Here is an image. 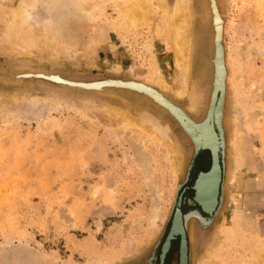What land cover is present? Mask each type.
Masks as SVG:
<instances>
[{"label": "rangeland", "instance_id": "374dc122", "mask_svg": "<svg viewBox=\"0 0 264 264\" xmlns=\"http://www.w3.org/2000/svg\"><path fill=\"white\" fill-rule=\"evenodd\" d=\"M17 1L0 0V264H148L169 228L178 182L186 188L189 264H264V0H215L228 69L226 162L224 199L208 221L190 212L196 206L189 201L193 178L207 168L209 154L199 152L189 171L190 145L164 112L121 89L83 90L18 76L118 77L161 89L154 82L157 72L166 80L179 78L155 36L164 27V11L153 1L147 21L132 28L119 13L130 0H38L34 17L40 21L30 22L36 46L28 50L7 33ZM185 1L201 18L200 0ZM205 30L190 88L213 51L212 27ZM206 81L201 78V88ZM190 88L182 99L170 89L164 93L198 121L201 113L188 107ZM104 104L126 112L146 131L122 130L102 111ZM167 139L180 144L182 172L171 165L162 143ZM178 244L175 237L166 264H176Z\"/></svg>", "mask_w": 264, "mask_h": 264}, {"label": "bare ground", "instance_id": "6f19581e", "mask_svg": "<svg viewBox=\"0 0 264 264\" xmlns=\"http://www.w3.org/2000/svg\"><path fill=\"white\" fill-rule=\"evenodd\" d=\"M153 1H155L157 5L164 11V15H163L164 27L162 29L161 28L155 29V34H156L155 36H157L164 43L167 51L166 57L172 62L174 67L177 69L179 78L176 80H166L162 74H159L157 72V75L154 78V82L161 89H157L147 83L134 80L133 82L128 81L127 84L125 83L124 86H126V88H124L123 90H127V92L129 93L130 91L131 92L135 91L134 93H136L138 89L144 91V93H146L144 94L145 95L144 101L149 105V108L151 107L153 108V110L157 108V110L164 112L169 117V119H172L175 122V124L179 125L182 128L184 133L182 131L181 132L184 134L185 139L190 145V150L187 155L188 157L186 159L187 160L186 167H188V164L190 162L189 160L194 157V150H196V147L197 148L199 147L198 148L199 150L204 149L208 152L209 154L208 166L206 169L205 168L201 169L196 173L194 177V179L196 178V182L195 184L193 183L194 189H192L193 193L190 199V201H192L196 206L190 212L196 214L194 212L197 210L199 211V213L205 214L206 215L204 216L205 218H208L215 211L219 202L220 183L222 180L221 151H222V145L225 144V139H226L225 131L220 130V121H219V114H220L219 95L223 85L225 90V83L227 80L226 70H228L225 69V64H224L225 62L224 47L222 46L223 53L221 51V55L220 57H218L219 59L216 61L219 67L216 78L215 97H214V93L212 96L213 85L211 84V79L213 75V68L211 62L205 63V65H202V68L197 70V74H196L197 78L196 81L191 85V88L190 85L188 84V81L190 80L191 71L193 69V62L195 61L194 59L195 52L197 50L198 45H200L199 40L201 41L202 38L206 36L204 32L207 31L205 30L206 26L208 27L210 25L212 27L213 35L211 38L213 41V46H215L214 40H216L215 39L216 34L214 32L218 30L217 26L219 27V19L214 9L215 0H200L199 5L202 16L201 18L198 19H196L195 16L196 9L190 5V2L188 4L185 0H175L171 6L167 5L166 0H130L129 1L130 4H128L127 6L125 5L120 6L119 13H121L120 15L122 16V19H120L121 23L123 22V25L132 26L133 28V26L136 23L147 21V18L152 13ZM37 4H38V0H18L17 4H15L11 8V12L9 16L10 20L7 27V33L9 34L8 36H10V38L17 40V43L20 45V47H24L25 49L27 48L28 50H31L33 49L34 46H36L34 31L31 28L30 22L31 20H34L36 22L40 21L38 18L34 17L35 16L34 11L37 8L36 7ZM96 7H97V3L96 2L92 3L91 8L95 9ZM41 44L42 45L45 44L46 48H48L50 45L47 42V40H45ZM145 44L147 43L145 42ZM202 45L204 44L202 43ZM152 46L153 43H148L147 49L149 52H152L153 49ZM210 56H212V54ZM207 59H209V57ZM221 67L225 70V73L223 72ZM60 75L54 74V76L51 77L55 81L59 80L61 82H66L67 79H69L66 77H62L63 75L61 76ZM223 76L225 79H223ZM203 77H205L207 80L205 82L204 89L200 87L201 85L200 80ZM207 78L210 79V84H208L209 80ZM70 80H76V79H70ZM110 80L111 79L104 80L105 81L104 83L106 85L116 84L110 82ZM220 81H222L221 84L222 86L220 85ZM138 83H142L143 85L146 86H140ZM85 84L88 86H92V85H99L101 83L97 81H87ZM119 84H121V82H119ZM112 86L113 88H115L114 85ZM147 86L158 91V93L156 95L151 93L150 89ZM189 88L191 91L188 93V107L192 111H194V113H201V115H204L207 112V108H209V105L211 104L210 113L208 115L207 120H205L204 122L203 121L201 123L198 122L197 119L194 116H192L191 113L193 112L191 111L189 112L186 108H184L186 106L182 107L180 104L172 101L171 98L166 96L164 93L165 90L170 89L175 97L182 99V97L189 90ZM133 97L134 96H132V98ZM165 97H167L170 100L168 99L166 100ZM182 101L180 102L182 103ZM220 105H221V101H220ZM145 106L148 108L146 104ZM101 109L104 113L108 114L122 130L126 128H130L132 126H138L142 130H145L140 124H138L136 121L131 119V117L122 110H118L117 108L108 104H104ZM161 117L162 116H160V119ZM165 118L166 120H168L166 116ZM222 122L223 121L221 119V123ZM162 143L164 144L167 153L173 157V159L171 160L172 161L171 165L173 166L174 171L176 173H179L180 171L181 172L184 171L185 162H183L184 160H182L183 156L180 150L179 142L173 139H167V140H162ZM173 200L174 201L172 202V205H170L171 212L168 222L169 228L160 242L158 251L154 254L157 260L155 264H165V260L167 258V254L170 249L172 240L176 236L179 239L176 264H188V262L190 261L189 253H188L189 243L187 239L186 224L184 220V214L181 209L183 202L182 188L178 190ZM199 229L201 228L199 227Z\"/></svg>", "mask_w": 264, "mask_h": 264}, {"label": "water", "instance_id": "95a60500", "mask_svg": "<svg viewBox=\"0 0 264 264\" xmlns=\"http://www.w3.org/2000/svg\"><path fill=\"white\" fill-rule=\"evenodd\" d=\"M215 4V3H214ZM214 9H215V11H216V15H217V17L219 18V27L217 28L218 30L216 31V32H214L215 34V39L216 40H214V42H215V46H213V52H212V56H209V60H210V62H211V64H212V68H213V75H212V79H211V84L213 85V92H212V96H213V93H214V97H215V88H216V78H217V72H218V67H219V65H218V63L216 62L219 58L218 57H220V55H221V51H222V53H223V48H222V46H223V44H222V17H221V15H220V12H219V9H218V6L217 5H215V7H214ZM216 42H217V44L219 45V47H218V45L216 44ZM219 62V61H218ZM222 68V67H221ZM222 70H223V72L225 73V70L222 68ZM53 74H57V73H54V72H50V73H46V72H33V73H27V72H25V73H19V75L18 76H25V77H32V78H34V77H40V78H44V79H47V80H50V81H52V82H56V83H59V84H65V85H67V86H72V87H77V88H80V89H83V90H94V91H100V90H104V89H106V88H113V86L112 85H114L115 86V89H121V90H123L124 88H126V86H124L125 85V83L127 84L128 83V81L129 82H133L134 80L133 79H123V78H118V77H105V78H100V79H94V80H70V79H67V81L66 82H61V81H55L54 79H52V77L50 76V75H53ZM107 79H111L110 80V82H112V83H116V84H108V85H106L104 82V80H107ZM223 79H224V76H223ZM123 80V81H122ZM124 80H127V81H124ZM87 81H97V82H99V83H101V84H103V85H101V84H99V85H92V86H88V85H86L85 83L87 82ZM119 82H121V84H119ZM223 83H224V81H223ZM140 86H146V85H143L142 83H138ZM208 84H210V81H208ZM149 89H150V91H151V93H153V94H157L158 93V91H156V90H154L153 88H151V87H149V86H147ZM130 88V87H129ZM134 90H137V89H134ZM124 91H127V90H124ZM224 91V92H223ZM131 92V91H130ZM135 92V91H134ZM134 92H132V93H134ZM134 94H136V95H138V96H142V98H144L145 97V95L144 94H146V93H144V91H142V90H139L138 89V91L136 92V93H134ZM149 96V95H148ZM219 97H220V101H221V107H220V114H219V121H220V130H223V131H225L224 130V98H225V90H224V85L222 86V91L220 92V95H219ZM166 98V100L168 99L167 97H165ZM212 99V98H211ZM165 100V99H164ZM168 100H170V99H168ZM213 104V103H212ZM211 105V104H210ZM210 105H209V108H207V112L204 114V115H202L201 116V118H200V120H198V121H200V123L203 121H205V120H207V118H208V115H209V113H210ZM221 119H222V123H221ZM179 126V125H178ZM179 128L182 130V128L179 126ZM182 132H183V130H182ZM184 133V132H183ZM223 139V138H222ZM223 141V140H222ZM225 142H226V139H225ZM199 148V147H198ZM197 147H196V150H194V157L192 158V159H190L189 161V164H188V169H189V171H190V169L194 166V164H195V157H196V155L200 152V151H202V150H204V149H202V150H199ZM224 154H225V144L224 145H222V151H221V156H222V158H221V164H222V180H221V183H220V195H219V202H218V205H217V207H216V209H215V211L208 217V219H205V220H211V218L217 213V210L219 209V207H220V203H221V201H222V195H223V168H224ZM189 173V172H188ZM189 174H187V177H186V181L189 179V176H188ZM195 182H196V178L195 179H193V181H192V185H191V188L192 189H194V185H193V183L195 184ZM182 186V184L181 183H179L178 182V184H177V190H179V188ZM189 204L190 205H194V203L192 202V201H189ZM194 213H196L195 215H200V213L196 210ZM185 218H186V215H184V220H185ZM157 245V244H156ZM156 247V246H155ZM155 250H154V248H153V250L151 251V253L149 254V260H148V264H153L152 263V260H153V258L155 257ZM189 261V260H188ZM188 264H189V262H188Z\"/></svg>", "mask_w": 264, "mask_h": 264}, {"label": "flooded vegetation", "instance_id": "af4514ba", "mask_svg": "<svg viewBox=\"0 0 264 264\" xmlns=\"http://www.w3.org/2000/svg\"><path fill=\"white\" fill-rule=\"evenodd\" d=\"M194 179V178H193ZM191 185H192V183H191ZM186 190V188H182V198H183V202H182V206H181V209H182V211H183V204H184V191ZM193 193V192H192ZM183 214H184V212H183ZM176 238H177V236H176ZM173 241V240H172ZM172 244V243H171ZM171 247V246H170ZM167 260V259H166ZM166 260H165V264H166Z\"/></svg>", "mask_w": 264, "mask_h": 264}]
</instances>
